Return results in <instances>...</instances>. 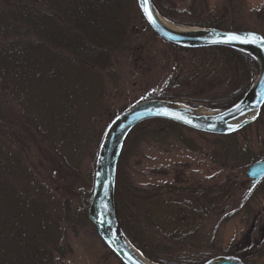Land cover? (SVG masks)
Returning <instances> with one entry per match:
<instances>
[{"label":"rangeland","instance_id":"obj_1","mask_svg":"<svg viewBox=\"0 0 264 264\" xmlns=\"http://www.w3.org/2000/svg\"><path fill=\"white\" fill-rule=\"evenodd\" d=\"M154 1L176 25L200 27L190 23L214 16L224 30L264 37V0ZM121 3L125 33L105 30L112 40L106 54L90 64L70 59L65 77L23 97L14 89L3 97L0 147L15 155L0 168V264H123L86 213L109 123L146 99L210 108L245 85L242 66L227 51L168 43L136 0ZM101 38L104 46L108 39ZM262 160L264 105L228 136L162 119L138 124L124 141L115 177L120 218L137 246L127 239L157 264H197L217 255L264 264V177L249 189L245 175Z\"/></svg>","mask_w":264,"mask_h":264},{"label":"trees","instance_id":"obj_2","mask_svg":"<svg viewBox=\"0 0 264 264\" xmlns=\"http://www.w3.org/2000/svg\"><path fill=\"white\" fill-rule=\"evenodd\" d=\"M121 2L122 0H0V122L3 123L6 118L7 107L3 97H6L9 90L14 89L23 97L41 83L48 84L57 81L59 77H65L70 68V59L90 64V60L95 61L97 53L106 54L107 43L112 40H109L105 30L108 29L114 36L125 33V13ZM152 2L161 11L156 2ZM47 9L52 12L47 13ZM222 22V18L211 16L190 25L220 28ZM232 23L230 20L227 28H232ZM101 35L109 40H103L104 46H99L103 39ZM218 48L227 51L231 60L242 66L239 71L245 77V85L242 89L207 104L210 108H225L239 100L254 80L258 69L257 63L248 54L225 47ZM177 98L179 97L169 99ZM13 155L12 149L0 147V168L3 159L4 163L8 160L12 163ZM116 181L115 191L118 187ZM114 203L124 234L137 246L123 227L115 195Z\"/></svg>","mask_w":264,"mask_h":264},{"label":"water","instance_id":"obj_3","mask_svg":"<svg viewBox=\"0 0 264 264\" xmlns=\"http://www.w3.org/2000/svg\"><path fill=\"white\" fill-rule=\"evenodd\" d=\"M136 2L152 31L168 43L183 48L225 47L242 51L251 56L258 66L257 78L242 97L228 107L201 108L175 100L151 98L119 113L107 126L96 158L92 194L86 209L87 217L95 226L101 240L123 264H157L136 250L125 236L117 219L114 203L115 177L124 141L135 126L151 119L167 120L214 135H230L251 123L254 120L252 117L256 118L264 105V43L235 41L231 44H214L212 41L223 38L225 33H237L241 36L256 33L263 36L253 31L223 30L215 27L181 26L182 29H173L162 22L152 0ZM149 15L152 20H149ZM165 110L175 115L160 114ZM237 124L240 125L239 128L235 127ZM245 175L251 181L249 189L253 188L264 177V160L251 164ZM200 264L245 263L232 255H217Z\"/></svg>","mask_w":264,"mask_h":264},{"label":"snow or ice","instance_id":"obj_4","mask_svg":"<svg viewBox=\"0 0 264 264\" xmlns=\"http://www.w3.org/2000/svg\"><path fill=\"white\" fill-rule=\"evenodd\" d=\"M145 11H147V9H145ZM148 18H149V20H152V17L150 15ZM235 41H239L240 43L257 44V43H264V37H261V36L257 35L256 33H247L244 36H241L237 33H225L223 35V38L213 40L212 43H214V44H231ZM236 107L238 109L239 105H237ZM160 114L175 115L174 113H169L167 110H165L163 113H160ZM176 118L183 119V117H181V116H176ZM252 118L255 119V116H253ZM186 122L190 123V121H186ZM235 127L239 128L240 125L237 124ZM233 130H235V129H233Z\"/></svg>","mask_w":264,"mask_h":264},{"label":"bare ground","instance_id":"obj_5","mask_svg":"<svg viewBox=\"0 0 264 264\" xmlns=\"http://www.w3.org/2000/svg\"><path fill=\"white\" fill-rule=\"evenodd\" d=\"M160 19H161L162 22H164L167 26H169V27H171V28H173V29H177V30L182 29L180 25L173 24V23H171V22L165 20V19L162 18L161 16H160Z\"/></svg>","mask_w":264,"mask_h":264},{"label":"flooded vegetation","instance_id":"obj_6","mask_svg":"<svg viewBox=\"0 0 264 264\" xmlns=\"http://www.w3.org/2000/svg\"><path fill=\"white\" fill-rule=\"evenodd\" d=\"M245 93V92H244Z\"/></svg>","mask_w":264,"mask_h":264}]
</instances>
